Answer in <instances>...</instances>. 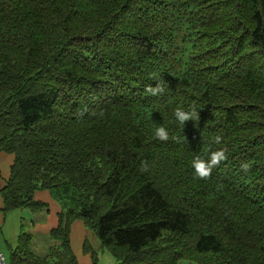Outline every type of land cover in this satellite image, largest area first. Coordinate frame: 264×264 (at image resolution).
<instances>
[{
  "label": "trees",
  "instance_id": "trees-1",
  "mask_svg": "<svg viewBox=\"0 0 264 264\" xmlns=\"http://www.w3.org/2000/svg\"><path fill=\"white\" fill-rule=\"evenodd\" d=\"M0 153L3 214L61 207L46 256L21 222L9 264H78L75 221L115 264H264V0H0Z\"/></svg>",
  "mask_w": 264,
  "mask_h": 264
},
{
  "label": "crops",
  "instance_id": "crops-1",
  "mask_svg": "<svg viewBox=\"0 0 264 264\" xmlns=\"http://www.w3.org/2000/svg\"><path fill=\"white\" fill-rule=\"evenodd\" d=\"M12 163L13 155L0 153V189L6 184ZM34 199L38 202L44 203L46 205L45 210L35 213L27 210H25V213H23L24 211L13 210L10 211L11 215H9V213H2L3 204L0 196V253L4 256L5 261L6 257H9V253L17 245L20 223H23L24 216L30 221L29 233L32 235L30 247L33 254L39 257H44L50 246L53 244V240L50 238L49 233L58 224V215L61 212V207L52 198L51 193L48 190L36 191L34 193ZM43 212H47L45 221L42 220L44 218L42 215ZM88 235L91 239V235L87 233L84 224L81 221H75L71 224L69 240L72 252L76 257L78 264H92L90 255L85 254L83 251L85 241L88 242L91 250H94L97 253L102 252L100 244L98 245L97 241L95 242L91 240L92 244L89 243L87 238ZM6 251L7 253L5 255L4 252ZM6 264H9V262L6 261ZM101 264H115V260L103 259V256H101Z\"/></svg>",
  "mask_w": 264,
  "mask_h": 264
},
{
  "label": "clouds",
  "instance_id": "clouds-1",
  "mask_svg": "<svg viewBox=\"0 0 264 264\" xmlns=\"http://www.w3.org/2000/svg\"><path fill=\"white\" fill-rule=\"evenodd\" d=\"M163 91L162 85L158 84L155 88L148 86L145 88V93L150 95H157ZM175 117L179 121L181 125H185L188 121H193L199 119V112L196 111L195 107L192 108L191 111H184L181 108H177L175 111ZM155 137L161 141H168L169 140V132L168 130L160 126L155 130ZM173 141L179 142L180 138L178 137H171ZM223 141V136L220 134L215 135L214 143L220 145ZM227 148H221L216 151H211L210 156L207 160L202 159L201 157L197 156L191 162V166L194 169L195 176L200 179H208L211 176L212 170L215 167H218L219 164L225 160H227ZM142 172L148 171L147 162L143 161L141 163ZM240 171L244 173H248L250 171V165L247 162L241 163Z\"/></svg>",
  "mask_w": 264,
  "mask_h": 264
},
{
  "label": "rangeland",
  "instance_id": "rangeland-1",
  "mask_svg": "<svg viewBox=\"0 0 264 264\" xmlns=\"http://www.w3.org/2000/svg\"><path fill=\"white\" fill-rule=\"evenodd\" d=\"M13 211V210H12ZM18 211H20V210H18ZM24 212L23 213H25L26 211L25 210H23ZM9 213V215H11V212L9 211L8 212ZM13 213V212H12ZM14 213H17V212H14ZM42 215H43V219L42 220H44L45 221V217L47 216V212H43L42 213ZM23 219V218H22ZM30 221H29V219H27L26 218V216H24V219H23V226H24V230L25 231H28V232H30V223H29ZM86 229V228H85ZM7 230H8V228H7ZM86 231H87V233L88 234H90L91 235V239H90V237H89V235H88V240H89V243L90 244H92V241L91 240H93V241H97L98 243V245H99V241L97 240V238L94 236V234L90 231V230H88V229H86ZM17 236V235H16ZM5 253V255H6V253H7V251L6 252H4ZM97 253V252H96ZM110 254L107 252V251H103L102 250V252H100V253H97V256H96V264H101V256H103V259H113V258H111V256H109ZM6 261L7 262H9L8 261V257H6ZM92 263V262H91ZM177 264H197L196 262H194V261H190V260H180Z\"/></svg>",
  "mask_w": 264,
  "mask_h": 264
},
{
  "label": "built area",
  "instance_id": "built-area-1",
  "mask_svg": "<svg viewBox=\"0 0 264 264\" xmlns=\"http://www.w3.org/2000/svg\"><path fill=\"white\" fill-rule=\"evenodd\" d=\"M0 264H6L5 258L2 253H0Z\"/></svg>",
  "mask_w": 264,
  "mask_h": 264
}]
</instances>
